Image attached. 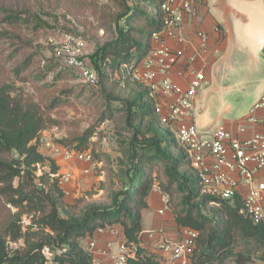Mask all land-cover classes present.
Segmentation results:
<instances>
[{"label": "trees", "instance_id": "16d2710c", "mask_svg": "<svg viewBox=\"0 0 264 264\" xmlns=\"http://www.w3.org/2000/svg\"><path fill=\"white\" fill-rule=\"evenodd\" d=\"M165 1L117 0L121 11L115 16V36L91 57L99 74V87L111 72H120L124 66L137 67L147 57L154 47L152 35L164 22L161 7ZM3 21L17 27L25 19L11 13ZM4 75L0 66V78ZM13 91L11 84L0 83V196L15 205L27 203L29 209L41 211L40 223L49 231L32 241L35 233H23L18 220L10 219L6 227H0V264H44L41 249L47 244L68 246V260L73 264H92V256L83 250L80 241L93 237L98 228L109 226H120L127 241L137 247V257L130 259L131 264H160L156 257L142 255L139 246L143 211L148 208L147 200L155 181L153 170L158 166L162 167V189L182 196L174 212L176 225L199 233L193 264H225L232 259L236 264H249L250 255L234 251L238 240L255 241L264 250V225H254L241 214L239 200L233 204L219 201V207L210 204L213 200L202 193L188 155L174 132L160 130L154 102L146 89L123 102L125 124L133 132L128 187L116 193L109 206L92 205L79 217L63 218L56 196L46 194L44 188H36L33 182L36 165L43 162V156L32 142L47 129L51 120L34 100L14 96ZM56 103L52 102L51 106ZM61 144L70 148L69 140ZM12 154L16 158H11ZM53 186L61 193L57 182ZM8 237L13 241L25 238V249L11 251ZM260 259L264 262V253Z\"/></svg>", "mask_w": 264, "mask_h": 264}, {"label": "rangeland", "instance_id": "374dc122", "mask_svg": "<svg viewBox=\"0 0 264 264\" xmlns=\"http://www.w3.org/2000/svg\"><path fill=\"white\" fill-rule=\"evenodd\" d=\"M120 11L117 0H0V66L5 72L0 83L11 84L14 96L30 97L40 106L51 120L44 130L46 133L59 130L66 136L63 140H69L68 147L91 152L97 163L88 174L74 170L71 185L68 186L70 194L66 195L63 191L60 193L54 189L57 180L50 176V172L56 174L70 170H67L64 163L57 164V160L44 150L40 141L44 131L33 140L32 143L37 145L43 156V162L34 171L35 187L44 188L46 194L56 196L59 213L66 219L79 217L92 205L109 206L112 197L128 187L129 148L133 132L125 124L123 102L134 98L139 90H145L146 87L133 80V70L122 67L120 72H111L99 88L84 86L72 70L61 67L47 42L63 34L77 36L84 41L87 59L92 64L91 57L96 49L114 38L115 16ZM11 13L20 15L25 22L17 27L5 23L3 18ZM25 76L27 79H23ZM249 83L248 76L243 78L242 74L236 73L230 75L232 91L227 99L235 108V121L246 117L249 112L244 116L245 110L253 103L250 111L264 94L251 92L247 88ZM211 89L213 87L208 90ZM54 101L57 103L52 107ZM207 102L204 99L202 107L207 106ZM210 109L216 118L217 104ZM159 126L161 131H172L160 122ZM220 126L225 124H219L216 129ZM199 133L204 138L210 135L202 129H199ZM86 134L87 138H83ZM10 157L16 158L15 154ZM153 178V190L159 194L162 206L163 196L169 200V209L164 217L172 219L182 196L162 189L161 166L154 168ZM15 184L18 185V179ZM26 205H15L0 196V227H6L12 218L17 219L22 232L35 233L31 240H38L48 231L40 223L41 211L29 209ZM44 206L48 210V203ZM172 223L177 226L175 220ZM175 229L179 231L180 228L177 226ZM7 245L11 251L23 250L26 247L25 238L13 241L8 237ZM80 245L86 250L85 239L80 241ZM234 251L250 255L249 264H264L260 259L264 250L255 241L238 240ZM142 255H147L146 249H142Z\"/></svg>", "mask_w": 264, "mask_h": 264}, {"label": "built area", "instance_id": "2783aa9c", "mask_svg": "<svg viewBox=\"0 0 264 264\" xmlns=\"http://www.w3.org/2000/svg\"><path fill=\"white\" fill-rule=\"evenodd\" d=\"M194 9L193 0H166L161 7L163 25L152 35L155 46L141 67L123 68L133 70V80L145 84L160 124L175 133L188 155L202 193L213 200L210 204L219 207V201L233 204L239 200L240 213L254 225H264V94L249 114L238 122L235 131L220 126L208 138L202 137L194 111L199 93L209 85L206 68L210 64L211 49L207 32L197 31L196 42L183 33L185 18L192 15ZM214 31L221 32V29L215 26ZM47 43L56 61L61 67L72 70L79 83L99 88V74L87 59L81 38L63 34ZM185 46L191 48L189 53ZM182 65L187 67L189 77L186 88L172 79V74ZM251 127L256 129L249 133ZM64 137L62 132L54 129L50 133L42 132L40 141L44 150L55 159L87 164L83 174H88L97 165L93 154L63 147L59 142ZM36 167L39 168L40 163ZM50 176L57 180L63 193L70 194L68 186L73 178L70 171L50 172ZM162 202L164 206L158 213L165 215L169 200L163 196ZM95 233L109 235L111 239L105 241L104 246L100 245L98 238L85 239V251L92 256V264H99V257L107 258L110 264H131L130 259L137 257V247L127 241L120 226L98 228ZM147 234L150 239L158 238L160 250L172 264H193L199 237L197 231L180 228L177 238L167 236L162 230H151ZM41 255L44 264H73L68 260L66 245H44Z\"/></svg>", "mask_w": 264, "mask_h": 264}, {"label": "crops", "instance_id": "0c3cea01", "mask_svg": "<svg viewBox=\"0 0 264 264\" xmlns=\"http://www.w3.org/2000/svg\"><path fill=\"white\" fill-rule=\"evenodd\" d=\"M231 2L232 0H193L194 13L186 16L184 23L183 33L193 42L197 41V31L207 32L210 38V64L206 68L209 85L205 91L199 93L194 111L198 128L210 134L221 123L225 124V127L231 131H235L237 128L239 121L234 120L235 108L227 99V95L231 94L232 91L230 86V75L232 73L234 75L235 73L242 74L243 78L248 76L250 83L247 88H250L251 92L264 93V39L253 40L245 35V17L235 9ZM215 26H219L221 32H215ZM185 47L189 53L191 48L189 46ZM172 79L183 88H186L189 80L187 67L185 65L180 66L172 74ZM209 87H213V89L208 90ZM204 99H207L208 102L206 103L207 106L202 107L201 103ZM214 104L218 106L216 118L212 116L210 109ZM249 109L245 110L244 116L247 115ZM210 129L211 131H208ZM253 129L256 128L251 127L249 133ZM56 160L57 164H66L65 167L70 170L72 176L74 170L83 174L84 168L87 167V164L75 160L71 162L61 158ZM147 203L148 208L143 211V231L139 236V246L146 249L148 256L156 257L160 264H172L170 258L160 250L158 238L150 239L147 232L162 230L167 236L177 238L179 231H176L177 226L172 223L174 218H165L167 212L165 215H159L158 211L163 206L156 191H152ZM93 237L100 240L101 246H104L105 241L111 239L109 235H98L96 233ZM98 263L110 264L109 260L104 257H99ZM233 263L235 262L227 261L225 264Z\"/></svg>", "mask_w": 264, "mask_h": 264}, {"label": "water", "instance_id": "95a60500", "mask_svg": "<svg viewBox=\"0 0 264 264\" xmlns=\"http://www.w3.org/2000/svg\"><path fill=\"white\" fill-rule=\"evenodd\" d=\"M231 4L245 17V35L264 39V0H232Z\"/></svg>", "mask_w": 264, "mask_h": 264}]
</instances>
